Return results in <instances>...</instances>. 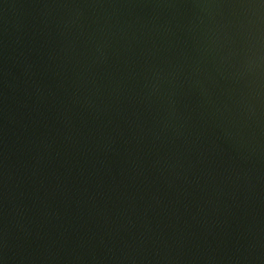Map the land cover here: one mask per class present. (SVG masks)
I'll return each instance as SVG.
<instances>
[{"label":"water","instance_id":"95a60500","mask_svg":"<svg viewBox=\"0 0 264 264\" xmlns=\"http://www.w3.org/2000/svg\"><path fill=\"white\" fill-rule=\"evenodd\" d=\"M0 264H264V0H0Z\"/></svg>","mask_w":264,"mask_h":264}]
</instances>
